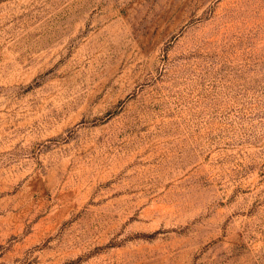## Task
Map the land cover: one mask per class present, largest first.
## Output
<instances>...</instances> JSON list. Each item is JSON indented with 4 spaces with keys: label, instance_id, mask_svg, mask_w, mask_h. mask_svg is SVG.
Masks as SVG:
<instances>
[{
    "label": "rangeland",
    "instance_id": "rangeland-1",
    "mask_svg": "<svg viewBox=\"0 0 264 264\" xmlns=\"http://www.w3.org/2000/svg\"><path fill=\"white\" fill-rule=\"evenodd\" d=\"M0 264H264V0H0Z\"/></svg>",
    "mask_w": 264,
    "mask_h": 264
}]
</instances>
